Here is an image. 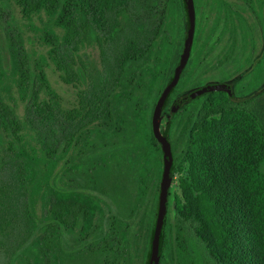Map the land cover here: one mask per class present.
Instances as JSON below:
<instances>
[{
	"label": "flooded vegetation",
	"instance_id": "obj_1",
	"mask_svg": "<svg viewBox=\"0 0 264 264\" xmlns=\"http://www.w3.org/2000/svg\"><path fill=\"white\" fill-rule=\"evenodd\" d=\"M119 17L122 41L130 25L137 28L135 53L100 56V65L88 71L74 56L79 77L70 81L56 69L64 83L82 86L72 108L91 76L98 78L93 89L99 90L91 95L88 132L71 135L67 153L54 159L49 180L41 183L34 230L14 264H145L163 171L152 114L180 64L190 23L187 58L165 103V126L160 125L173 155L172 182L197 120L205 119L201 109L209 96L243 104L264 93V0H192L191 15L184 0H123ZM211 83L231 92L201 93L170 115L179 98ZM79 170L88 178L72 180Z\"/></svg>",
	"mask_w": 264,
	"mask_h": 264
},
{
	"label": "trees",
	"instance_id": "obj_2",
	"mask_svg": "<svg viewBox=\"0 0 264 264\" xmlns=\"http://www.w3.org/2000/svg\"><path fill=\"white\" fill-rule=\"evenodd\" d=\"M13 2L47 49L31 55L12 13L0 3V247L6 264L21 260L35 227L32 214L41 183L49 180L54 159L67 153L71 135L88 132L91 95L99 90L93 89L98 78L91 76L90 85L78 93V106L63 110L47 83V61L70 81L79 77L74 56L86 42L95 41L101 56L118 58L138 49L133 25L122 41L123 0ZM33 18L43 25L37 26ZM17 99L24 104L21 117L14 106ZM201 111L205 119L197 120L181 161V166L188 164V177L180 180L181 194L173 203L175 246L167 217L160 260L264 264V105L214 95ZM87 175L79 170L71 179Z\"/></svg>",
	"mask_w": 264,
	"mask_h": 264
},
{
	"label": "rangeland",
	"instance_id": "obj_3",
	"mask_svg": "<svg viewBox=\"0 0 264 264\" xmlns=\"http://www.w3.org/2000/svg\"><path fill=\"white\" fill-rule=\"evenodd\" d=\"M2 3L5 5L6 9H9V12L12 13V16L14 18V21L18 24L20 29L23 32V37L25 40V44L27 49L29 50L31 55L36 56L38 53H45L47 47L39 42L38 40V32H34L30 26L27 20H24L20 13L18 6L13 2V0H3ZM45 21V19H44ZM31 22V21H30ZM32 22H35L37 26H42L43 23L39 21L36 18H33ZM78 56L76 57L80 63L84 65V69L87 71L91 69V67L94 65L95 67H98L99 64V58H100V48L99 45L95 42H86L84 43L80 49L78 50ZM82 68V70H84ZM46 75H47V83L50 85L51 89L54 90V92L58 95V100L60 101L61 107L63 109H70L77 103V97L76 92L78 89H80L82 86L72 85V84H66L62 81L60 77V73L56 70L55 66L51 62L49 63L48 67H45ZM257 104L264 105V93L257 99L254 100ZM23 103L17 99L15 101V109L18 113V115L21 117L23 116ZM218 117V115H216ZM210 118V117H209ZM165 115H162L161 123L160 125L163 126L165 122ZM188 164H183L181 168L176 173L175 179L173 182H171L170 186V197L168 200V209H167V216L171 225V242L173 246H175V228H174V218H173V203L176 196H180L181 192L179 189V183L182 178L188 177ZM174 248V247H173ZM8 261V257L6 253L3 251L2 247H0V264H6Z\"/></svg>",
	"mask_w": 264,
	"mask_h": 264
},
{
	"label": "water",
	"instance_id": "obj_4",
	"mask_svg": "<svg viewBox=\"0 0 264 264\" xmlns=\"http://www.w3.org/2000/svg\"><path fill=\"white\" fill-rule=\"evenodd\" d=\"M184 1H185V6H186V11L188 14L191 15L192 14V0H184ZM190 32H191V23H190L189 33L187 36V41L185 44V49H184L180 64L178 65L172 79L170 80V82L167 84V86L164 88L163 92L161 93L154 107L153 114H152L153 134L155 138L157 139V141L159 142L162 148V153H163V171H162V177H161L160 187H159L156 216L154 220L153 230L150 236L148 252H147V259H146L145 264H159L160 255H161L165 223H166V217H167V209H168V197H169V191H170V186L172 182L171 171H172V164H173V155H172V151L170 148L168 136L166 135V130L164 131V133L160 131V123H161L162 115H164L165 113L164 111H165L166 100L187 58L186 54L188 53V49L190 46V38H189L191 36ZM213 90H227L228 93L231 92L228 88L225 87V85L218 84V83H211L204 87L192 90L172 104L170 115L176 109H178L180 105L187 102L188 100L194 98L195 96L201 93H204L207 91H213ZM163 126H165V124H163Z\"/></svg>",
	"mask_w": 264,
	"mask_h": 264
}]
</instances>
